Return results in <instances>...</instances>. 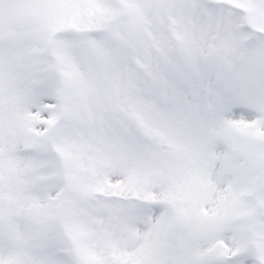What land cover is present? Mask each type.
I'll return each instance as SVG.
<instances>
[{
	"label": "snow or ice",
	"instance_id": "1",
	"mask_svg": "<svg viewBox=\"0 0 264 264\" xmlns=\"http://www.w3.org/2000/svg\"><path fill=\"white\" fill-rule=\"evenodd\" d=\"M0 264H264V0H0Z\"/></svg>",
	"mask_w": 264,
	"mask_h": 264
}]
</instances>
